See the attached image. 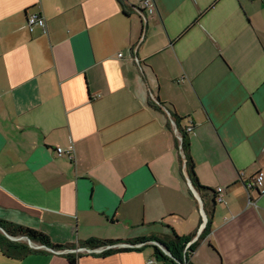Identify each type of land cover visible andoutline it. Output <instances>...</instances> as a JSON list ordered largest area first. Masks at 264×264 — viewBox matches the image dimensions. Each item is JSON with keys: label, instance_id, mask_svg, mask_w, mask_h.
Wrapping results in <instances>:
<instances>
[{"label": "crops", "instance_id": "crops-1", "mask_svg": "<svg viewBox=\"0 0 264 264\" xmlns=\"http://www.w3.org/2000/svg\"><path fill=\"white\" fill-rule=\"evenodd\" d=\"M138 1L0 0V220L73 246L7 237L38 252L0 264H167L173 235L195 239L190 264H264V189L247 188L264 172V0H153L145 28ZM170 113L192 127L202 199ZM91 239L126 247L76 252Z\"/></svg>", "mask_w": 264, "mask_h": 264}, {"label": "trees", "instance_id": "trees-1", "mask_svg": "<svg viewBox=\"0 0 264 264\" xmlns=\"http://www.w3.org/2000/svg\"><path fill=\"white\" fill-rule=\"evenodd\" d=\"M161 106V105H160ZM170 120L175 126L177 127V131L181 137V144L180 148L183 154V158L185 160L184 166H185V174L187 178L190 180L191 185L195 192L200 196V198H204V195L208 193H213V191L206 189L204 187H201L196 179V176L194 174V166L193 162L189 156V143L187 139V134L185 132V129H180L177 124V117L173 114H169ZM179 163H182L181 157H179ZM209 228V222L207 221L205 223V226L202 230V233L208 231ZM0 229L3 231L4 235L0 232V249L1 252L5 256H12L14 258H21L25 256L26 254H33L38 252V250L31 249L27 246L26 243H22L21 241H11L9 238L13 239H19L24 238L25 240L38 245L43 246L47 249L53 250V251H63L73 248L71 245L66 246H60V245H54L50 242L49 238L44 235L43 233H40L38 231L15 225L9 222H5L0 220ZM192 237L188 238H180L176 235H173L169 239H167V243L163 247L168 251L170 258L165 257L163 254H161L158 250L155 252V256H158L161 258L164 262L167 264H181L183 261L186 264H190L188 262V257L193 251L194 243L184 252V248L188 242H190ZM157 242V241H155ZM122 244L119 241H98V240H88L84 243H81L79 248H86V249H97L99 247H104L107 245H117ZM124 250V249H122ZM114 251H118L117 249L114 250H108L102 253V255H106L109 253H112ZM67 258L71 263H74V259L72 255H67Z\"/></svg>", "mask_w": 264, "mask_h": 264}, {"label": "built area", "instance_id": "built-area-1", "mask_svg": "<svg viewBox=\"0 0 264 264\" xmlns=\"http://www.w3.org/2000/svg\"><path fill=\"white\" fill-rule=\"evenodd\" d=\"M137 10L141 13V24L143 26V28H145L147 26V21L148 18L152 17L155 14V5L153 3V0H139L138 1V5H137ZM26 27L28 29V31L31 33L35 27L40 28L43 33H46V26H45V21L41 16L38 15H30L27 17L26 19ZM192 131V127L189 126L187 128H185V132L189 133ZM175 134L177 135L178 141H179V147L181 144V137L179 135V133L175 130ZM180 150V155L183 159V165H184V158H183V154L181 151V148H179ZM56 153L59 157L61 156H66L70 161H73V151L70 149L68 151H63L62 149H57ZM247 188H254L258 191H262L264 189V172H259L253 179V181L248 184ZM216 203H222L223 202V190L221 188H217L215 191V198H214ZM202 218H203V213H202ZM205 220L203 218V223L201 225V230L204 228L205 226ZM195 239H193L192 241L188 242L184 248V252H186V250L194 243ZM126 245L123 244H117V245H107L104 247H99L97 249H78L76 252H83V253H97V254H102L105 251L108 250H114V249H119V248H125ZM36 249L39 250H47L50 252H59V251H53L50 249H47L43 246H38L36 247ZM181 264H186L184 261Z\"/></svg>", "mask_w": 264, "mask_h": 264}, {"label": "water", "instance_id": "water-1", "mask_svg": "<svg viewBox=\"0 0 264 264\" xmlns=\"http://www.w3.org/2000/svg\"><path fill=\"white\" fill-rule=\"evenodd\" d=\"M139 14H140V16H141V13L139 12ZM173 126H174V124H173ZM187 182H188V185H189V187H190V189H191V191L195 194V196L198 198V194L195 192V190L193 189V187H192V185H191V182H190V180L187 178ZM203 218H204V220H205V222H206V216H205V214L203 213ZM0 231L3 233V231L0 229ZM161 247V246H160ZM162 248V247H161ZM163 249V253H167V250L166 249H164V248H162Z\"/></svg>", "mask_w": 264, "mask_h": 264}]
</instances>
